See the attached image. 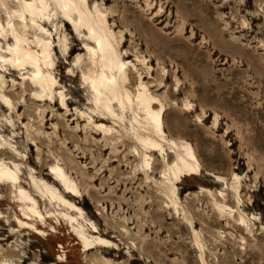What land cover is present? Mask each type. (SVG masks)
<instances>
[{
	"label": "rangeland",
	"instance_id": "1",
	"mask_svg": "<svg viewBox=\"0 0 264 264\" xmlns=\"http://www.w3.org/2000/svg\"><path fill=\"white\" fill-rule=\"evenodd\" d=\"M89 6L104 13L134 71L129 89L143 81L164 101V128L176 142H164L168 159L188 142L201 171L176 182L175 205L163 154L152 152V169L134 155L132 114L122 123L106 119L113 130L98 126L83 78L85 32L66 28L53 4L45 25L58 103L29 96L30 71L0 65V147L18 157L25 183L32 175L48 180L82 210L63 211L111 247L86 251L70 225L55 220L48 234L21 227L13 215L19 207L3 185L0 264H264V0H89ZM6 91L16 100L4 106ZM53 164L80 195L49 178Z\"/></svg>",
	"mask_w": 264,
	"mask_h": 264
},
{
	"label": "bare ground",
	"instance_id": "2",
	"mask_svg": "<svg viewBox=\"0 0 264 264\" xmlns=\"http://www.w3.org/2000/svg\"><path fill=\"white\" fill-rule=\"evenodd\" d=\"M0 3L5 6V14L2 13L0 20V65L11 64V72L30 71L32 75L27 78L26 89L31 92L34 90V93H29L34 100L49 101L54 105L58 103V97L54 94L57 81L50 69L53 64L52 32H49L45 25L51 16L52 5L57 7L55 15L61 12L59 17L66 28L71 26L75 35L85 32L83 49L86 48L88 57L82 67L83 78L92 89V101L100 113L98 118L101 123L98 126L105 131L113 130L112 126L105 123L106 119L112 118L122 123L127 119V113L132 114V123L136 128L133 137L138 142L133 148L134 155L141 158L144 167L152 169V152L163 154L168 171L165 172L168 178L167 192L176 205V182L184 176L198 174L201 171V163L188 142L180 145L183 151L175 150L174 161L168 159L164 142H176L172 138L168 139L164 128L165 103L158 95L151 93L143 81L137 91L129 89L128 81L133 78L134 71L121 57V52L116 47L115 34L110 29L104 13L97 6L92 10L89 0H0ZM3 43L7 44V48ZM81 59L82 55L78 54L73 60L79 62ZM0 77L4 82L2 76ZM12 98L16 100V96L10 91L1 95L4 106L11 103ZM61 103L69 105V100L65 99L63 93ZM61 103L59 108H63ZM9 153L8 148L0 147V198H3L1 187L4 185L11 202L19 207V212L14 211L13 215L21 227L38 234H48L46 227L56 230L55 220L59 226L69 224L71 234L77 235L85 244L86 251L98 246L107 249L111 247L110 240L106 237H90L79 216H72L63 211V206H69L79 212L82 210L76 202L66 199V195L48 180H37L36 176L32 175L33 180L25 183L17 163L20 160L13 153ZM51 168L49 178H52L55 184L63 187L68 194L80 195L79 186L59 164H53ZM56 213H60L64 220L56 216ZM14 231L19 229L14 228ZM17 249L19 248H15ZM22 255L21 252L20 258H16L21 261Z\"/></svg>",
	"mask_w": 264,
	"mask_h": 264
}]
</instances>
